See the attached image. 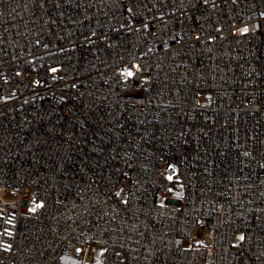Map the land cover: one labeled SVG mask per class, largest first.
<instances>
[{
  "label": "built area",
  "instance_id": "built-area-1",
  "mask_svg": "<svg viewBox=\"0 0 264 264\" xmlns=\"http://www.w3.org/2000/svg\"><path fill=\"white\" fill-rule=\"evenodd\" d=\"M95 245L264 264V0H0V264Z\"/></svg>",
  "mask_w": 264,
  "mask_h": 264
},
{
  "label": "rangeland",
  "instance_id": "rangeland-1",
  "mask_svg": "<svg viewBox=\"0 0 264 264\" xmlns=\"http://www.w3.org/2000/svg\"><path fill=\"white\" fill-rule=\"evenodd\" d=\"M182 196H183V189L181 185L174 184L171 190L168 192L167 197L174 199H181ZM241 238H242L241 235L239 233H236L234 236V241L240 242ZM197 239L200 240L199 237ZM104 254H105V249L102 246L100 245L93 246V248L91 249L93 264H101L104 258Z\"/></svg>",
  "mask_w": 264,
  "mask_h": 264
}]
</instances>
